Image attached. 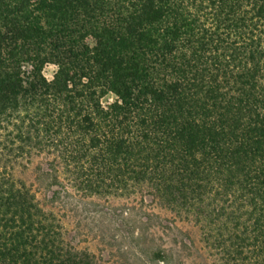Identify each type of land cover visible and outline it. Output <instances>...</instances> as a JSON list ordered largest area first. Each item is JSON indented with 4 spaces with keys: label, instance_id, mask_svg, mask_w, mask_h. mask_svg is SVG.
Here are the masks:
<instances>
[{
    "label": "trees",
    "instance_id": "1",
    "mask_svg": "<svg viewBox=\"0 0 264 264\" xmlns=\"http://www.w3.org/2000/svg\"><path fill=\"white\" fill-rule=\"evenodd\" d=\"M60 169L264 264V0H0V264H98L35 190Z\"/></svg>",
    "mask_w": 264,
    "mask_h": 264
},
{
    "label": "rangeland",
    "instance_id": "2",
    "mask_svg": "<svg viewBox=\"0 0 264 264\" xmlns=\"http://www.w3.org/2000/svg\"><path fill=\"white\" fill-rule=\"evenodd\" d=\"M40 166L37 161L30 172ZM60 170V180L67 187L57 201H50L43 182L35 190L53 207L70 239L98 264H217L215 252L206 247L195 221L179 218L139 193L86 196ZM25 178L35 181L34 173ZM160 250L168 256L165 263L154 259Z\"/></svg>",
    "mask_w": 264,
    "mask_h": 264
}]
</instances>
